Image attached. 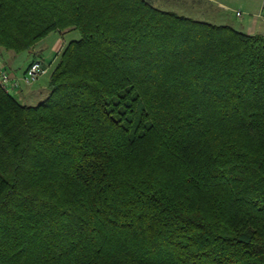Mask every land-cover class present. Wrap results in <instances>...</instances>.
Masks as SVG:
<instances>
[{
  "label": "trees",
  "instance_id": "1",
  "mask_svg": "<svg viewBox=\"0 0 264 264\" xmlns=\"http://www.w3.org/2000/svg\"><path fill=\"white\" fill-rule=\"evenodd\" d=\"M71 29L44 99L0 86V264H264V34L0 0V49Z\"/></svg>",
  "mask_w": 264,
  "mask_h": 264
},
{
  "label": "crops",
  "instance_id": "2",
  "mask_svg": "<svg viewBox=\"0 0 264 264\" xmlns=\"http://www.w3.org/2000/svg\"><path fill=\"white\" fill-rule=\"evenodd\" d=\"M238 1L239 5L242 6L241 10L236 9L239 12V19L234 22L229 23H218V24H228L236 30H239L248 34H264V0H216V5L228 10H231V3ZM223 22V21H222ZM57 32L53 31L41 39L36 45V54L33 52H25L22 55L21 60H18L16 56L8 51L0 49V64L3 65L12 75V77H21L27 68L30 61L33 59H40L43 62L50 64H55L59 53L65 46L67 41H64L58 37ZM54 66V65H53ZM38 81V78L28 84L26 91L24 87L21 86L19 90L14 94L21 99L20 102L28 105H33V95L37 88H31L34 83ZM46 89L42 87L41 93L45 94Z\"/></svg>",
  "mask_w": 264,
  "mask_h": 264
},
{
  "label": "rangeland",
  "instance_id": "3",
  "mask_svg": "<svg viewBox=\"0 0 264 264\" xmlns=\"http://www.w3.org/2000/svg\"><path fill=\"white\" fill-rule=\"evenodd\" d=\"M152 5L155 7L166 10V11H174L178 14L185 15L190 18L207 21L211 23H229L234 22L239 19V15L235 14V10H241L242 6L239 5L238 1H234L231 3V10L224 9L218 5H216V0H148ZM223 21V22H222ZM53 32V31H52ZM58 34V37L64 41H68L69 39H75L79 37V32L75 29L67 30V31H55ZM62 37V38H61ZM37 45L34 47V52L37 53L35 50ZM3 50V49H2ZM18 60H21L22 55L25 54V52L21 53H13L11 51H8ZM53 63L49 65L48 72L45 74H42L38 77V81L32 85L31 88H37L36 91H34L33 95V102L34 104L38 103L44 97L46 96L48 89H47V79L50 70L53 67ZM22 76V75H21ZM21 86L24 87V90L26 91V88L28 84H25L24 82H20ZM27 85V86H26ZM42 87L46 89L45 94L41 93ZM16 98L21 101L20 98L16 96Z\"/></svg>",
  "mask_w": 264,
  "mask_h": 264
},
{
  "label": "built area",
  "instance_id": "4",
  "mask_svg": "<svg viewBox=\"0 0 264 264\" xmlns=\"http://www.w3.org/2000/svg\"><path fill=\"white\" fill-rule=\"evenodd\" d=\"M239 15V12H236ZM49 64L40 59H33L28 64L21 77H12L11 73L0 64V86L8 93L15 94L20 88V82L31 84L40 75L48 72Z\"/></svg>",
  "mask_w": 264,
  "mask_h": 264
}]
</instances>
